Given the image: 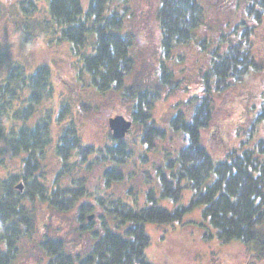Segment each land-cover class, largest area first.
<instances>
[{"label":"trees","instance_id":"trees-1","mask_svg":"<svg viewBox=\"0 0 264 264\" xmlns=\"http://www.w3.org/2000/svg\"><path fill=\"white\" fill-rule=\"evenodd\" d=\"M115 1L127 2L89 0L84 11L81 0H47L48 16L40 34L31 32L25 23H17V27L27 45L42 34L51 44L68 42L76 60L77 81L83 88L91 86L101 94L119 91L133 67V36L123 25L127 9L114 7ZM24 5L37 10L31 1L22 2ZM204 15L200 0H161L157 20L163 54L167 56L174 47L192 42L205 50L208 41L199 39L197 33ZM245 15L261 24L264 0H250ZM238 30L236 26L231 37H222L226 40L220 42L227 44L222 52L219 48L211 52L209 68L202 75L201 94L176 106L170 129L157 127L152 111L161 98L162 87L172 92L173 82H168L169 87L164 83L153 88L136 84L123 89L122 101L131 103V118L139 131L133 143L113 140L109 132L104 144H85L77 134L73 117L77 93L67 95L56 109L44 107L42 103L53 91L49 67L29 72L20 61L9 62L6 53L0 52V65L8 64L6 75L0 79V264H15L21 240L44 230L40 247L45 264H151L145 254L150 244L145 224L182 226L184 216L197 206L203 207L202 216L216 231L220 244L238 241L257 249V256L263 258L264 139L254 149L234 148L224 160L216 161L202 145L200 134L209 126L215 97L264 70V64L253 54V29ZM166 77L169 74L162 62L159 78L163 81ZM80 103L79 111L90 114L91 107ZM180 105L191 108L190 118L186 119ZM55 112L69 116L68 122L64 120L55 130L59 138L52 139L43 122L29 126V117L52 116ZM258 117L264 119V107ZM31 131L32 138L28 135ZM175 133L183 143L176 157L172 148L159 150L160 141ZM146 152H163V164H155V177L144 171L143 165L149 162ZM56 164L58 167L51 172L50 166ZM96 165L112 167L104 170L102 184L82 194L86 185L77 182L79 176L82 170L91 172ZM128 165L134 166L133 173L126 174ZM137 175L147 183L146 189H135L130 184ZM125 181L131 186L124 194L111 192L114 184ZM20 183L23 192L16 189ZM186 189L192 191L188 206L179 204ZM81 199L88 201L82 203ZM166 200L172 208L160 205ZM38 206L47 218L53 213L78 210L81 228L90 232L94 241L83 260L78 254L70 255L61 239L49 237L47 226H40ZM93 210L97 211L96 217L89 220Z\"/></svg>","mask_w":264,"mask_h":264},{"label":"rangeland","instance_id":"rangeland-1","mask_svg":"<svg viewBox=\"0 0 264 264\" xmlns=\"http://www.w3.org/2000/svg\"><path fill=\"white\" fill-rule=\"evenodd\" d=\"M25 1H31L37 10L29 8L28 5L21 6ZM160 1L127 0L126 3L124 1L112 3L114 7L127 9L123 25L125 31L133 36L131 49L133 67L119 91L111 90L101 94L91 86L83 88L82 83L77 81L74 67L76 60L71 54L68 42L51 44L45 34H42L31 45L25 44L17 23H25L31 32L40 34L44 29L43 20L48 16L47 0H0V52L6 53L9 62L20 61L29 72L41 66L49 67L53 91L50 98L42 103L44 107L56 109L67 95L77 93L73 99L76 122L81 138L87 145L98 146L107 142L110 118L124 116L127 120L132 119V105L122 101L121 93L124 88L136 84L150 88L160 83L168 86L170 81L175 84L172 92H169L167 87H162L161 98L155 102L152 111L157 127L168 130L169 122L177 112L176 106L180 102H188L191 96L201 94L202 75L209 68L211 52L216 48H219V52L224 50L227 44L221 43L224 42L222 40H226L222 37H231L236 26L240 29L239 32L248 28L253 29L250 35L254 44L253 54L264 64V18L259 24L245 15L250 0H200L205 8V15L197 33L199 39L204 38L208 41L206 49L204 50L197 42H192L174 47L165 56L157 20ZM81 3L83 10L87 11L89 0H81ZM162 62L165 63V69L169 74L163 81L159 78ZM7 66L8 64L0 65V79L6 75ZM81 101L91 107L90 114L85 115L79 111ZM179 107L186 119L190 118L191 108L186 105ZM262 107L264 70L258 74L252 73L245 81L236 83L215 97V107L209 126L200 131L202 145L214 160H224L226 153L234 148L254 149L256 144L264 139V119L258 117ZM56 113L58 112L54 114ZM133 127L132 135L126 138L128 143H133L135 137L139 135L137 126ZM159 144V150L173 146L179 149L183 145L179 134H173L172 138L167 136ZM161 153L163 154V152L151 154L153 160L160 162ZM262 158L264 159V156ZM57 167V164L55 167L51 165V172ZM101 168H95L87 176L90 179L89 187L102 184L101 178L105 169ZM134 169V166L128 165L124 170L128 174L133 173ZM130 184L135 189L147 188V183L140 175H137ZM130 184L126 181L124 184H115L114 193L124 194ZM191 198L192 191L186 189L179 204L188 206ZM123 199L130 201L129 196H124ZM160 205L169 209L173 207L167 200L161 201ZM202 209V206H197L188 212L183 218L182 226L179 223L173 225L146 223V233L150 238V244L145 251L147 260L151 264H264V257L257 256V249H251L238 241L227 245L220 244L216 231L204 220ZM38 210L40 226H47L46 232L49 237L61 239L70 255L78 254L83 260L94 241L91 233L81 228L76 211L53 213L52 218H47L42 206H38ZM96 212L93 210L89 215L96 217ZM44 233L45 230L35 237L21 240L19 243L21 253L15 264L46 263L45 253L40 247Z\"/></svg>","mask_w":264,"mask_h":264},{"label":"flooded vegetation","instance_id":"flooded-vegetation-1","mask_svg":"<svg viewBox=\"0 0 264 264\" xmlns=\"http://www.w3.org/2000/svg\"><path fill=\"white\" fill-rule=\"evenodd\" d=\"M69 116H66V115H59V114H56V115H52V116H42V115H33V116H31V117H29V126L30 127H35V125L37 126V125H40V123H44V125L45 126H47L48 128H49V130H50V133H51V138L52 139H57V138H59V134H56V131L53 129V128H58L62 123H63V121L65 120V121H67L68 122V118ZM74 117V119H75V121H76V117L77 116H73ZM131 121H132V119H131ZM170 123V122H169ZM67 125H68V123L67 124H65L64 125V127L66 128L67 127ZM133 121H132V129H131V131H130V133L129 134H127L126 135V137H125V139L127 138V137H129V136H131L132 135V133H133ZM75 126L77 127V129H78V131H77V134L79 135V137L81 138V132H80V129H79V127H78V125H77V122H76V124H75ZM31 129V128H30ZM217 132V131H216ZM111 133V132H110ZM19 134H20V132H18L17 133V135L19 136ZM34 133L31 131V132H28V135H29V137L30 138H32L34 135H33ZM176 135H177V133H175ZM82 139V138H81ZM113 140H115V139H113ZM127 140V139H126ZM177 151H178V148H174V146L172 147V153H173V155L176 157V154H177ZM147 153V155L145 156V158H146V160H148L149 162H148V164H144L143 166H144V171H147L146 173L149 175V176H152V177H155V164H159L157 161H155V160H153L154 158H152V155L151 154H154V153H156V152H146ZM162 154V153H161ZM160 163L161 164H163V156L160 158ZM152 164V165H151ZM154 165V166H153ZM100 167H102L101 169H107V167H109V168H111L112 167V165H96L95 167H93V170L95 169V168H100ZM150 173H149V172ZM92 172V171H91ZM91 172H86L85 170H82V172H81V175H83L82 177H80L79 178V180L77 181V182H80V183H83V184H85L86 186L83 188V190H81V193L82 194H86V193H89V192H93V190H92V187H89L88 185H89V182H90V179L87 177L88 175H90V173ZM151 174V175H150ZM76 181V180H75ZM63 182H66V181H63ZM101 182L103 183V178H101ZM23 184V183H22ZM114 187H115V184H114V186H113V188H112V190H111V192H114ZM24 191V186H23V190L21 191V192H23ZM81 201H82V203H84V202H87L88 200H86V199H81ZM76 211V214L77 215H79L78 214V210L76 209L75 210ZM97 213V212H96ZM90 216H94V215H90Z\"/></svg>","mask_w":264,"mask_h":264},{"label":"water","instance_id":"water-1","mask_svg":"<svg viewBox=\"0 0 264 264\" xmlns=\"http://www.w3.org/2000/svg\"><path fill=\"white\" fill-rule=\"evenodd\" d=\"M108 126L111 131L112 137L115 140H123L127 134L130 133L132 129V121L127 120L124 116H115L110 118L108 121ZM19 191L23 190V184L20 183L16 186ZM93 216L89 217L92 220Z\"/></svg>","mask_w":264,"mask_h":264}]
</instances>
